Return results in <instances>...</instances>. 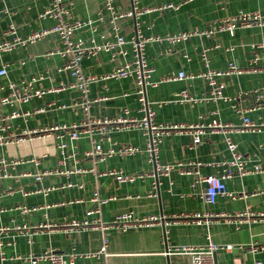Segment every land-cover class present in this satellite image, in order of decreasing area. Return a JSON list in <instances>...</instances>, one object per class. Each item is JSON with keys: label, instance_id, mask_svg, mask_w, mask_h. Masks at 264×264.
Here are the masks:
<instances>
[{"label": "crops", "instance_id": "obj_1", "mask_svg": "<svg viewBox=\"0 0 264 264\" xmlns=\"http://www.w3.org/2000/svg\"><path fill=\"white\" fill-rule=\"evenodd\" d=\"M51 0H0V42L12 40L18 36L27 38L33 32L52 27L53 20L39 19V15L49 6ZM71 3L73 18L94 20L104 18L97 25V31L80 32L78 37L88 41L95 38L101 42L105 37L114 40L112 24L105 9V0H65ZM142 9L156 8L173 4L176 9L152 11L139 20L132 18L119 22L121 35L131 39L136 34V23L141 25L145 36L174 34L189 30H204L213 23L243 12L264 10V0H138ZM132 5V0H115L117 11H125ZM13 26L16 35L7 34ZM219 47H215L216 45ZM60 47L58 36L50 35L28 46H18L12 51L0 54V69L7 68L6 76L0 77V87H7L10 82L20 83L32 78L37 79L36 87L50 90L61 84L69 86L74 79L68 71H61L64 61L59 56L49 54ZM205 48H209L206 64L202 58ZM127 55L112 58L110 53L101 52L85 59L84 72L87 75L103 76L126 61H133L131 47L125 46ZM147 61L153 67L152 80L160 82L155 88L148 87L147 95L153 103L156 121L163 125H195L199 122L210 123L219 120L224 124H240L244 116L254 123H264V104H259L252 93L264 90V27L238 28L234 34L220 32L213 39L194 37L188 42L171 46L166 42L154 43L147 47ZM23 63V64H22ZM235 64L245 72L217 78L223 85V94L230 101L223 99L204 101L212 88L203 78L181 81L161 82L179 72L199 75L208 70H227ZM254 69L256 71H254ZM188 93L194 101L182 102V94ZM245 94H248L247 96ZM8 90L0 96H7ZM242 98L238 99L239 96ZM83 94L76 88H67L51 92L43 99H34L28 104L6 106L0 109V138L14 139L25 130H35L54 125H80L90 120L111 119L124 109L131 111V116L138 117L137 85L132 79L96 82L90 86L88 99L92 102L88 111L75 107L82 102ZM198 100V101H195ZM161 104V105H160ZM46 106L44 113L29 119L17 118L4 121L6 115L16 110H33ZM254 111H248L252 108ZM241 110V113L238 111ZM248 111V112H247ZM9 126L7 132L2 126ZM224 134H208L196 148L192 136L186 133L172 132L163 138L160 146V159L164 165L200 162V171L204 176L221 175L228 169L227 163L232 155L226 145ZM238 150L250 159L249 168L260 166L264 170V129L255 132L234 134L232 136ZM110 140L98 134L104 150L112 143L133 145L142 151L134 156L112 157L99 164L84 156L92 146L91 139L84 136L77 142L78 163L69 159L67 169L77 167L94 168L95 174L57 175L36 179L44 170H56L60 154L56 140L46 137L27 140L21 143L4 145L0 143V158L23 162L30 158L40 160L39 165L31 162L21 163L11 170L13 178L0 183V264H32L26 258L30 254L40 255L50 250L62 253L90 254L98 253L103 246V239H109L106 254L95 258H80L76 264H189L188 256L167 254L171 247L202 246L212 241L219 246H242L243 249L232 253L220 251L215 259L218 264H255L264 263V173L242 177L233 174L226 180L230 192L238 198H218L210 204L202 197L206 186L193 188L195 175H182L178 169L162 179L158 195L149 196L154 181L145 178L135 183L118 184L114 178L104 175L116 170L124 173L155 172L150 155L145 151L147 138L142 131L111 132ZM72 147L68 153L72 152ZM47 156V157H44ZM68 183L82 187L63 188ZM47 188H55L50 193ZM96 190L103 199L113 198L102 209V220L113 222L118 216L132 212L139 218L166 216L173 221L174 216H201V219H182L170 225H156L134 229L127 233L117 230L104 235L101 230L42 229L29 241L32 232L27 234L17 227L33 228L42 224L63 223L72 220H85L91 208V198ZM40 191V192H38ZM80 200L81 202H78ZM74 202L70 204L69 202ZM47 208L49 204H59ZM77 202V203H75ZM21 204L29 208H40L36 212L23 214L17 209ZM250 213L239 223L238 214ZM263 216H259L262 215ZM225 215L226 217H223ZM211 216H213L211 218ZM3 229V231L1 230ZM168 232V234H167ZM255 248L256 250H254ZM3 258V259H2ZM40 264H51L49 261Z\"/></svg>", "mask_w": 264, "mask_h": 264}, {"label": "built area", "instance_id": "obj_2", "mask_svg": "<svg viewBox=\"0 0 264 264\" xmlns=\"http://www.w3.org/2000/svg\"><path fill=\"white\" fill-rule=\"evenodd\" d=\"M105 9L108 12L112 30L114 35V40L106 39L102 37L101 42L93 37L88 41L83 38L78 37L80 32L86 31H97V25L99 22H103L104 18L98 16L97 20L90 17L84 19L73 18L72 16V6L71 3L65 0H51L49 6L39 15L41 21L53 20L55 24L50 28H44L40 31L33 32L26 39L21 37H14L12 40H4L0 42V54L3 52H9L18 46H28L30 44L39 42L50 35H56L60 41V47L55 51L51 52L49 56H59L63 59L64 65L61 71H68L74 83L66 86L61 84L58 88L45 90L36 87L37 79L32 78L28 81H22L20 83L10 82L7 87H0V91L8 90L7 96H0V109L6 106H13L15 103L19 105H25L33 101L34 99H43L47 94L51 92H59L61 90L71 88H76L83 94L82 102H76L75 107H79L88 111L92 102L88 99V94L90 86L96 82H108L114 80H126L132 79L137 85V100L139 104L138 117L131 116V111L129 109L122 110L115 118L103 119V120H90L88 122H83L80 125L74 124L71 126L66 125H54L50 127H42L35 130H25L20 136H15L14 139H10L6 136L0 138V143L4 145H11L14 143H21L27 140H35L46 137H53L56 140L57 152L60 154V160L58 161V168L56 170L46 169L40 175L36 176L37 180L45 177H52L57 175H67L71 176L74 174H95L94 168L84 169V168H74L67 169L69 164L67 160L71 159L75 163H78L77 158V142L81 141L84 136L91 139L92 146L89 150L84 152V156L88 159H92L94 164H99L112 157H131L139 154L142 150L133 145H120L117 143H112L111 147L104 150L102 146V141H98L97 135L103 134L104 139L110 140L109 135L111 132H126L132 130L142 131L147 138L146 152L150 155L151 163L155 166V172L148 174L147 172H134V173H124L122 171L110 170L104 173L108 177L114 178L118 184H132L139 180H144L145 178H153L151 190L149 196L156 197L159 192V188L164 177H167L172 171L178 169L182 175H195V180L192 184L193 188H197L198 185L206 186L202 197H205L210 204H215L218 198H238L237 194L230 192L226 185V180L230 179L233 174H239L242 177L250 176L253 174L264 173V170L260 166H254L249 168L250 159L245 157L239 150L237 145L234 143L232 135L242 134L247 132H255L264 129V123L257 125L248 116L243 117V121L240 124L228 123L224 124L219 120H213L210 123L199 122L195 125H183V124H169L163 125L156 121V113L153 109V103L149 100L147 95V88L157 87L160 82H154L152 80L154 69L150 66L147 61L146 51L147 47L154 43L166 42L171 46H176L183 42H188L194 37H205L208 39H213L220 32H225L229 34H234L238 28H251V27H264V10L254 11V12H243L240 11L238 14L227 17L223 20L213 23L209 28L204 30H189L185 32H179L174 34L162 35H151L145 36L141 31V25L139 22L136 23V34L131 39H127L125 36L121 35L120 21L126 19L139 20L142 16L152 11H168L174 10L176 7L173 4H165L156 8L142 9L139 6L138 0H132V5L129 9L125 11H117L115 7V0H105ZM7 34L16 35V30L11 26ZM130 46L134 59L133 61H126L120 65L116 70L105 74L103 76L87 75L84 72L83 62L85 59L92 58L101 52H107L111 54V57L119 58L121 56L127 55L125 46ZM215 47H219L217 44ZM209 48H205L202 53V58L206 64L209 63L208 52ZM23 64V63H22ZM254 71H256L254 69ZM244 69L236 66L235 64H230L227 70H215L211 69L199 75H188L185 72H179L171 77L163 78L161 82L167 81H181L186 79H196L203 78L208 82V86L212 88L208 97H204V101L223 99L225 101H230L231 99L223 94V85L217 82L218 77L229 76L231 74L243 73ZM7 68L3 66L0 69V77L6 76ZM246 96L248 94H245ZM255 100L261 104H264V90L256 91L252 93ZM243 95L239 96L238 99L242 98ZM182 102L194 101L188 93L182 94ZM198 101V100H195ZM161 105V104H160ZM47 107H39L33 110H16L10 115H6L4 121L13 120L17 118L29 119L34 115L42 114L46 111ZM257 108H252L248 111H254ZM247 111V112H248ZM241 113V110L238 111ZM9 126H2V131L7 132ZM186 133L192 136L193 147L196 148L203 141V138L208 134H224L226 137V145L232 155V159L226 164L228 169L221 175H207L204 176L200 168L202 164L200 162H193L188 165L184 164H174V165H164L160 159V146L162 144L163 138L172 133ZM72 147V152L68 153L69 147ZM47 157V156H44ZM31 162L35 165L40 164V160L35 158H30L20 162L18 160L9 159L2 156L0 158V183L9 178H13L11 170L21 164ZM82 187V185H74L68 183L64 185L63 188H73ZM55 190V188H47L44 190L46 193H50ZM40 192V191H38ZM113 198L103 199L101 197L100 191L96 190L90 200L91 208L87 212L88 218L85 220H72L70 222L63 223H51L42 224L38 227L28 229L26 226L17 227L19 231H25L29 234L31 238L29 241L32 243V237L41 232L42 229H52V230H67V229H91V230H101L104 235H107L113 230L120 231L122 233H127L134 229L148 228L156 225H170L173 221L176 223L182 219H201V216H189V215H179L174 216L173 221L167 219L166 216L157 217L150 216L145 218H139L132 212L122 214L118 216L113 222L106 223L102 220V209L105 204L110 202ZM81 202L80 200H77ZM73 204L74 202H69ZM77 203V202H75ZM66 202H61L59 204H49L47 208H55L60 205H65ZM23 214L29 212H36L40 208H29L25 204H21L17 207ZM252 215L250 213L238 214L239 223L243 224V219L250 218ZM259 216H263L259 215ZM213 216H211L212 218ZM223 217H226L223 215ZM3 231V229H1ZM168 234V232H167ZM209 241L202 246H178L171 247L168 249L167 254H178L183 256H188L190 259L189 264H218L215 256L220 251L226 253H232L234 250L243 249L242 246H219L215 244L211 237H208ZM109 244V239L104 237L103 246L98 253L90 254H78V253H62L57 250H50L40 255L30 254L27 261L32 264H40L41 262L49 261L51 264H76L77 260L80 258H95L99 257L101 254H106ZM256 250L255 248H253ZM3 259V258H2ZM255 264H264L263 262H256Z\"/></svg>", "mask_w": 264, "mask_h": 264}]
</instances>
